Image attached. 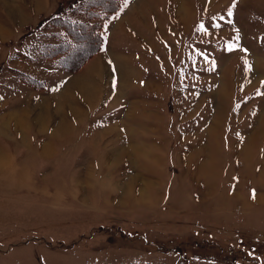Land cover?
Segmentation results:
<instances>
[{"label":"rangeland","instance_id":"1","mask_svg":"<svg viewBox=\"0 0 264 264\" xmlns=\"http://www.w3.org/2000/svg\"><path fill=\"white\" fill-rule=\"evenodd\" d=\"M95 1L0 0V264H264V0Z\"/></svg>","mask_w":264,"mask_h":264},{"label":"trees","instance_id":"2","mask_svg":"<svg viewBox=\"0 0 264 264\" xmlns=\"http://www.w3.org/2000/svg\"><path fill=\"white\" fill-rule=\"evenodd\" d=\"M105 1H107V0H105ZM99 2L98 1L93 2V6L100 8V10H103L107 15L109 10L104 8V5L101 4V2H103L102 0H99ZM113 2H115L116 6H117L118 0H113ZM57 17H60V19L62 21L61 24H63V21H64L65 24H63V25H65L67 27V29L70 33V35H68V36L71 37V39L69 40L68 43L64 42V44H63V52L61 53L62 60L65 64H67L66 60L69 59V58H67V56H70V54L72 55L77 50H81V53L76 52V55H75L76 57L78 55H80V56L77 57L74 60V62L69 64L71 68H74V67L77 68L81 64H83V61H85L87 58L91 57L93 54H95L101 48L103 41H104L103 35L100 31L101 25L100 24L98 25V23L95 24L93 22H86V21H75V20L70 21V20L63 18L62 16H59V15L56 16L55 18H57ZM87 35H91L90 38L92 40V46L90 47V49L86 50L84 47H81V41L85 38L84 36H87ZM82 50H84V51H82ZM71 51H73V52H71ZM144 264H159V263H144ZM211 264H223V263H211Z\"/></svg>","mask_w":264,"mask_h":264},{"label":"bare ground","instance_id":"3","mask_svg":"<svg viewBox=\"0 0 264 264\" xmlns=\"http://www.w3.org/2000/svg\"><path fill=\"white\" fill-rule=\"evenodd\" d=\"M30 1H32L33 2V0H25V3L27 4V3H29ZM34 3V2H33ZM109 60V59H108ZM108 60H104V62H109ZM90 84H92V83H90ZM75 90H74V92L78 95V96H81V95H83L84 94V92H86V91H88L89 90V92H90V89H94V90H96L94 87L92 88L90 85H89V83L86 81H81V83L79 82V83H76L75 84ZM93 91V90H92ZM95 92V91H94ZM82 93V94H81ZM89 94V93H88ZM91 94H92V92H91ZM76 111V110H75ZM78 112V111H77ZM75 114V113H74ZM77 115V114H76Z\"/></svg>","mask_w":264,"mask_h":264},{"label":"crops","instance_id":"4","mask_svg":"<svg viewBox=\"0 0 264 264\" xmlns=\"http://www.w3.org/2000/svg\"><path fill=\"white\" fill-rule=\"evenodd\" d=\"M21 11V13L24 15L25 14V12H23L22 10H20ZM159 264H161V263H159Z\"/></svg>","mask_w":264,"mask_h":264}]
</instances>
